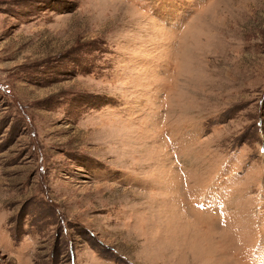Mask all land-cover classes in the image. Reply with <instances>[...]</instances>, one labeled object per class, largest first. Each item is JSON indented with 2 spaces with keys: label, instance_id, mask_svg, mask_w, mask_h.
I'll use <instances>...</instances> for the list:
<instances>
[{
  "label": "rangeland",
  "instance_id": "1",
  "mask_svg": "<svg viewBox=\"0 0 264 264\" xmlns=\"http://www.w3.org/2000/svg\"><path fill=\"white\" fill-rule=\"evenodd\" d=\"M0 264H264V0H0Z\"/></svg>",
  "mask_w": 264,
  "mask_h": 264
}]
</instances>
